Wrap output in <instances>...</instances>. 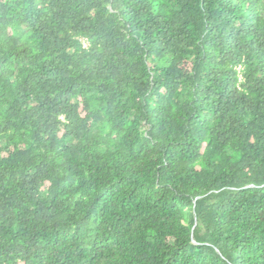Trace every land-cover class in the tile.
<instances>
[{
  "label": "trees",
  "instance_id": "1",
  "mask_svg": "<svg viewBox=\"0 0 264 264\" xmlns=\"http://www.w3.org/2000/svg\"><path fill=\"white\" fill-rule=\"evenodd\" d=\"M0 264H264V0H0Z\"/></svg>",
  "mask_w": 264,
  "mask_h": 264
}]
</instances>
